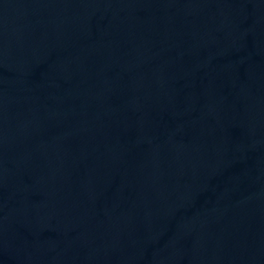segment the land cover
<instances>
[{"label":"water","instance_id":"water-1","mask_svg":"<svg viewBox=\"0 0 264 264\" xmlns=\"http://www.w3.org/2000/svg\"><path fill=\"white\" fill-rule=\"evenodd\" d=\"M0 264H264V0H0Z\"/></svg>","mask_w":264,"mask_h":264}]
</instances>
